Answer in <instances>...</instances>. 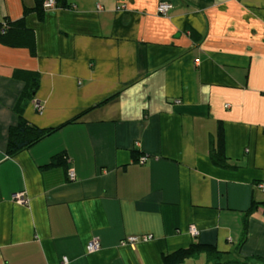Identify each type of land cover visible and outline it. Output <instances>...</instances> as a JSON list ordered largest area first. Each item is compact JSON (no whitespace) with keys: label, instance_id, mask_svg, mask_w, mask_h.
<instances>
[{"label":"crops","instance_id":"obj_1","mask_svg":"<svg viewBox=\"0 0 264 264\" xmlns=\"http://www.w3.org/2000/svg\"><path fill=\"white\" fill-rule=\"evenodd\" d=\"M67 3L38 19L34 0H0L1 31H33L32 49L0 41V264H163L195 242L221 253L208 264H264V0ZM21 72L39 79L23 117L63 125L8 156Z\"/></svg>","mask_w":264,"mask_h":264},{"label":"trees","instance_id":"obj_2","mask_svg":"<svg viewBox=\"0 0 264 264\" xmlns=\"http://www.w3.org/2000/svg\"><path fill=\"white\" fill-rule=\"evenodd\" d=\"M45 0H34V6L31 8H25L24 12L27 13L28 11H34L38 17V19H41L44 15V3ZM54 6L57 7H66L68 6L67 0H54ZM23 17L10 22H5V29L3 31L0 30V41L6 45H27L29 48H33V31L27 28H24L23 26ZM12 31H15L19 36L17 37L18 42H12L9 39V36ZM24 76V87L19 94L14 110L17 114L18 120L16 124L10 126L8 128L7 132V141H6V148H5V154L8 156H12L16 154L17 152L27 149L31 145L35 144L42 138L54 133L57 131L62 125L57 127H50V128H40L37 127L34 124L29 123L24 117H23V109L28 101L32 99L34 96V93L38 87V76L34 72H21ZM115 94L106 97L104 100L99 102L96 105H99L101 103L106 102L107 100L111 99ZM77 117L71 119L70 121L66 123H70L75 121ZM223 131L222 127H218L217 131V139H216V148L215 151L212 152L211 160L213 163L220 165V166H227L226 163V157L223 153ZM65 159L63 154L58 153L51 157L50 162L46 166H56V165H64ZM255 207V204L252 203L250 208L245 212L244 214V220L249 215L251 210ZM246 235V222L244 221L242 226V237L237 245L239 246L243 243ZM200 255L206 256V261H204L205 264H208V260H216L220 257L221 253L216 250V248L210 244H204V243H191L186 248H180L173 252L166 253L162 256V262L163 264H180L184 262L188 258H197ZM213 264H219V263H213ZM221 264V263H220ZM233 264H237L234 262Z\"/></svg>","mask_w":264,"mask_h":264},{"label":"built area","instance_id":"obj_3","mask_svg":"<svg viewBox=\"0 0 264 264\" xmlns=\"http://www.w3.org/2000/svg\"><path fill=\"white\" fill-rule=\"evenodd\" d=\"M44 8H48V7H52L54 6V0H45L43 3ZM171 8V5L167 2H159L157 5V13L161 14V15H165ZM175 102H179L178 100H175ZM34 103V107L37 111H41L42 110V104L40 102V100L35 99L33 101ZM142 160V159H141ZM143 161V160H142ZM141 161V162H142ZM68 176L69 178L73 179V171L70 169L68 171ZM12 199L20 204H24L26 203L27 199L24 196V192H17L12 194ZM189 232L192 235L197 234V231L194 227H190L189 228ZM147 238H150V236H146ZM138 241V237L136 236H129L127 238L124 239L123 242H121V244H134L135 242ZM100 247L99 241L97 240V238H92L87 244H86V251L87 252H94L96 250H98ZM68 263V259L66 257H63L61 260L60 264H67Z\"/></svg>","mask_w":264,"mask_h":264},{"label":"rangeland","instance_id":"obj_4","mask_svg":"<svg viewBox=\"0 0 264 264\" xmlns=\"http://www.w3.org/2000/svg\"><path fill=\"white\" fill-rule=\"evenodd\" d=\"M163 2V1H162ZM17 193V192H16Z\"/></svg>","mask_w":264,"mask_h":264}]
</instances>
